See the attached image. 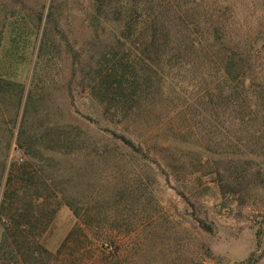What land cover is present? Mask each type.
I'll return each mask as SVG.
<instances>
[{
	"label": "rangeland",
	"instance_id": "obj_1",
	"mask_svg": "<svg viewBox=\"0 0 264 264\" xmlns=\"http://www.w3.org/2000/svg\"><path fill=\"white\" fill-rule=\"evenodd\" d=\"M201 2L228 6L232 45L254 40L244 85L254 99L264 0ZM91 3L0 0V202L13 177L35 216L20 245L0 219V264H264V155L246 157L247 176H223L259 132L216 124V63L204 56L160 73L154 61L125 91L124 73L104 77L105 91L97 70L115 39L107 25L94 30ZM133 91L143 99L128 100L139 107L130 123L115 107ZM255 146L264 150V138ZM46 210L54 215L39 235Z\"/></svg>",
	"mask_w": 264,
	"mask_h": 264
},
{
	"label": "trees",
	"instance_id": "obj_2",
	"mask_svg": "<svg viewBox=\"0 0 264 264\" xmlns=\"http://www.w3.org/2000/svg\"><path fill=\"white\" fill-rule=\"evenodd\" d=\"M202 4L201 0H92L88 17L94 30H103L107 25L115 39V44L108 52L109 59H103L99 63L97 77L101 87L104 85L107 91L108 87H112L113 81L104 77L114 78L118 73H124L125 80H120L119 86L125 91L135 87L134 84L138 82L136 71L142 69L139 66L147 67V63L155 61V66L161 73V66L165 64L178 69L183 64H195L199 58L207 56L212 63H216L219 71L217 99L212 100L211 94L208 100V104L213 103L218 108L216 124L226 133L233 131L237 125L247 131L259 132L258 135L253 134L254 138L248 141L250 145L247 146H252L251 149L246 152L238 149L231 153L229 162L233 164L223 173L224 177H245L248 171L242 164L248 161L246 157L264 155V150L259 149L257 152V146L253 147L264 138V84L258 86L254 99H249L244 90L245 79L250 70L249 53L254 47V40L247 49L245 45H232L225 37L228 6L219 8L211 5L207 10H200ZM133 50L135 54L131 57L129 55ZM119 51L129 55L126 54L125 58L117 61ZM6 84L7 87L10 86L9 83ZM111 92L113 91L107 93ZM130 95H124L123 102L120 101L122 99L117 100L115 115L120 120L133 123L139 107L137 105L130 110L127 102L143 99V96L136 91ZM112 99L114 98H110V101ZM126 106L129 108L127 111L124 110ZM13 182V177H7L0 202V219L10 225V242L20 245V241L24 242L35 235H32L35 216L24 207H28V201L22 196L23 192L19 194L21 190ZM53 215L52 210L43 212L41 220L45 223L35 232L40 235ZM37 246L40 245L37 243Z\"/></svg>",
	"mask_w": 264,
	"mask_h": 264
}]
</instances>
